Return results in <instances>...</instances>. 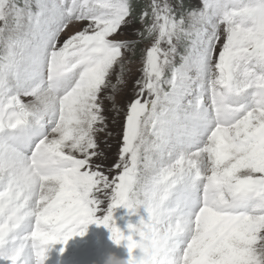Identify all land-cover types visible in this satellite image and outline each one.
Wrapping results in <instances>:
<instances>
[{
    "label": "snow or ice",
    "instance_id": "snow-or-ice-1",
    "mask_svg": "<svg viewBox=\"0 0 264 264\" xmlns=\"http://www.w3.org/2000/svg\"><path fill=\"white\" fill-rule=\"evenodd\" d=\"M90 224L149 264H264V0H0V264Z\"/></svg>",
    "mask_w": 264,
    "mask_h": 264
},
{
    "label": "rangeland",
    "instance_id": "rangeland-1",
    "mask_svg": "<svg viewBox=\"0 0 264 264\" xmlns=\"http://www.w3.org/2000/svg\"><path fill=\"white\" fill-rule=\"evenodd\" d=\"M173 4L176 3V0H170ZM194 3L198 4L199 0H185V3ZM138 28L139 25H136ZM128 35H131L129 33ZM137 65H133V72L132 75L127 80V85L124 87V90L122 93H119L117 95V100L123 104L124 100L126 99L127 94L130 92L135 78L139 75L137 68ZM113 83H115V76L112 77ZM108 102H106L107 104ZM110 107V105H109ZM111 127V124H110ZM103 139V138H101ZM102 147H104L103 143L101 144ZM107 155L111 160H114L116 157L117 152V142L116 140H111V149H105ZM109 161V162H110ZM126 209L122 210V207H118L115 209L113 218L115 221V225L120 228L122 232H124L125 235L129 234V231H124L121 227L120 221L122 220V212L124 213ZM104 213H98V216H103ZM133 217V224L138 223V221L141 218L147 219V213L146 211L141 207L137 209V212L135 215H132ZM110 231L105 228L103 225H97V224H90L87 226L86 234L84 236H74L71 238L67 245L59 244L62 248L69 251L70 253L75 255V252L80 249V256L79 259L84 264H103V260L105 256L108 253H116L120 257H127V247H126V241H122L120 246H117L113 243V241L110 239ZM135 239V237H134ZM91 241V242H90ZM72 251V252H71ZM78 255V254H77ZM138 255V253H137Z\"/></svg>",
    "mask_w": 264,
    "mask_h": 264
},
{
    "label": "clouds",
    "instance_id": "clouds-1",
    "mask_svg": "<svg viewBox=\"0 0 264 264\" xmlns=\"http://www.w3.org/2000/svg\"><path fill=\"white\" fill-rule=\"evenodd\" d=\"M133 230H135V224H133ZM113 243L117 246L121 245V243L117 244L114 241ZM127 252L126 258L120 257L116 253H108L103 260V264H149L147 246L141 244L139 241L135 242L131 252L128 250Z\"/></svg>",
    "mask_w": 264,
    "mask_h": 264
},
{
    "label": "trees",
    "instance_id": "trees-1",
    "mask_svg": "<svg viewBox=\"0 0 264 264\" xmlns=\"http://www.w3.org/2000/svg\"><path fill=\"white\" fill-rule=\"evenodd\" d=\"M126 222V221H125ZM125 222L123 224H125Z\"/></svg>",
    "mask_w": 264,
    "mask_h": 264
}]
</instances>
